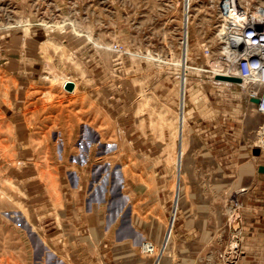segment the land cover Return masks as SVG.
I'll list each match as a JSON object with an SVG mask.
<instances>
[{
	"label": "rangeland",
	"instance_id": "rangeland-1",
	"mask_svg": "<svg viewBox=\"0 0 264 264\" xmlns=\"http://www.w3.org/2000/svg\"><path fill=\"white\" fill-rule=\"evenodd\" d=\"M223 2L0 0V264H264Z\"/></svg>",
	"mask_w": 264,
	"mask_h": 264
},
{
	"label": "built area",
	"instance_id": "built-area-1",
	"mask_svg": "<svg viewBox=\"0 0 264 264\" xmlns=\"http://www.w3.org/2000/svg\"><path fill=\"white\" fill-rule=\"evenodd\" d=\"M222 9L225 20L233 19L229 20L230 34L233 36L232 33H239L242 37L245 48L238 59L240 74L243 79L248 80L249 84L251 83L250 97L260 98L259 102H252L264 113V14L254 16L242 9L238 12L231 9L230 0H224ZM231 12L238 16L236 20V17H231ZM244 16L246 20L242 23L239 18Z\"/></svg>",
	"mask_w": 264,
	"mask_h": 264
},
{
	"label": "bare ground",
	"instance_id": "bare-ground-1",
	"mask_svg": "<svg viewBox=\"0 0 264 264\" xmlns=\"http://www.w3.org/2000/svg\"><path fill=\"white\" fill-rule=\"evenodd\" d=\"M230 2H231V0H230ZM231 9H234V10H236L238 12H240V10H241V9H239L237 7H234V6H232ZM231 17H233V18L236 17L235 20L238 18V16L237 15L235 16L232 12H231ZM239 19L242 21V23H244V21L246 20L245 16H244V18L241 17ZM229 20H233V19L229 18L228 19V22H229ZM230 25H231V22H230ZM232 34H233V36L231 34H229V38L231 40V42H230L231 44L230 45H233L234 46V50L237 52L236 55L239 56L240 54H242V52H243V50L245 48L244 47V42L242 41V37H241V35L239 33L238 34L232 33ZM238 59H239V57H238ZM238 59L236 60V62L238 63V66L235 68V72L234 73H232V74H230V73H217V74L237 75V76H240L242 78V76L240 74L241 71H240V68H239V60ZM244 80H246V79H243L242 78V81L243 82H245ZM247 83H248V80H247ZM262 144L264 146V136H262Z\"/></svg>",
	"mask_w": 264,
	"mask_h": 264
},
{
	"label": "water",
	"instance_id": "water-1",
	"mask_svg": "<svg viewBox=\"0 0 264 264\" xmlns=\"http://www.w3.org/2000/svg\"><path fill=\"white\" fill-rule=\"evenodd\" d=\"M216 78L221 79V80H227V81H233V82H241L242 78L237 75H230V74H217ZM260 98L259 97H252V101L254 102H259ZM261 151L260 148H257L256 154H259ZM259 171L264 172V164L259 165Z\"/></svg>",
	"mask_w": 264,
	"mask_h": 264
},
{
	"label": "crops",
	"instance_id": "crops-1",
	"mask_svg": "<svg viewBox=\"0 0 264 264\" xmlns=\"http://www.w3.org/2000/svg\"><path fill=\"white\" fill-rule=\"evenodd\" d=\"M30 155H32V153L30 154ZM30 157H32V156H30ZM29 158V157H28ZM31 160V159H30ZM249 166H251L250 164H246V165H244L243 167H242V169L244 170V171H246V170H248L249 169ZM73 173H74V175L75 174H78L77 172H75L74 170H73ZM63 184H67V183H63ZM62 184V185H63ZM66 187H68V186H66ZM75 187H76V189H82V185L80 186L79 184H77V185H75ZM34 188H35V186H34ZM40 188V187H39ZM42 188H44V186H42ZM45 189V188H44ZM65 189V188H64ZM68 189V188H67Z\"/></svg>",
	"mask_w": 264,
	"mask_h": 264
}]
</instances>
